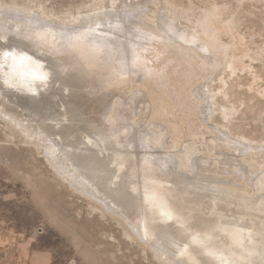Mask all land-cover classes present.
<instances>
[{"label": "rangeland", "instance_id": "obj_1", "mask_svg": "<svg viewBox=\"0 0 264 264\" xmlns=\"http://www.w3.org/2000/svg\"><path fill=\"white\" fill-rule=\"evenodd\" d=\"M160 2L0 0V8L3 7L0 11L10 9L15 13L19 10L22 17L43 16L46 22L56 21L57 25L63 22L65 26H91L96 19L108 20L122 12L120 14H126L138 29L159 30L161 33H155L158 35L168 31L175 34L174 45L168 47V56L165 54L168 59L172 58V63L163 69L164 74L160 73L164 78L157 79L159 81L149 78L146 82L132 76L133 80L113 82L111 87L101 88L99 92L112 93L109 97L106 95L110 110L105 124L113 127L118 124L115 128L126 130L120 119L125 112L136 132L139 128H143L141 132L146 136L147 132L150 135L158 132H153V137L147 136L151 139L149 146L167 158L173 157L178 173L192 176L195 186L189 190L198 191L200 185L203 190L221 188L227 204L236 201L241 210L243 207L239 204L264 208V150L258 149L264 146V0ZM209 43L212 47H208V51ZM175 58L178 62L173 61ZM140 104L142 108L137 109ZM1 115L0 112V264H172L148 238L138 234L120 211H112L74 188L46 155L44 141L28 135L13 120ZM145 128L150 130L146 132ZM219 130L235 140L251 141L257 149L238 154L223 145L221 150L215 151L212 143L205 140L213 136L220 139ZM156 138H159V148L154 143ZM183 145H187L186 148ZM182 154L190 158V170L183 166ZM179 156L183 158H177ZM203 185H207L206 188ZM243 211L262 217L255 209ZM241 215L237 214L244 216ZM250 218L256 219L255 216ZM248 230L262 234V228L252 224L248 225Z\"/></svg>", "mask_w": 264, "mask_h": 264}, {"label": "bare ground", "instance_id": "obj_2", "mask_svg": "<svg viewBox=\"0 0 264 264\" xmlns=\"http://www.w3.org/2000/svg\"><path fill=\"white\" fill-rule=\"evenodd\" d=\"M9 10L0 11V112L22 131L46 143L48 152L45 154L74 188L106 208L120 211L138 234L148 238L172 264H264V237L261 236L264 235V208L239 204L243 210L251 208L262 213L259 218L257 214L241 210L236 201L225 203L221 188L213 191L203 185L206 188L203 190L200 185L198 191L189 190L195 186L192 176H183L175 170V160L171 157L174 155L167 158L153 151L148 143L151 140L147 137L148 128H145L147 136L141 132L143 128L136 127L139 128L136 132L125 112L120 119L126 130L115 128L118 124L115 127L105 124L110 110L107 97L112 93L107 95L109 92L103 90L106 94H102L101 88L127 82L133 77L146 79V82L149 78H164L163 69L172 63V58H167V49L174 45L175 34L166 30L164 35H158L155 33H161L159 30L138 29L126 14H120L122 12L108 20L95 18L91 26L88 23L65 26L63 22L60 25L56 21L55 24L46 22L43 16L22 17L19 10L15 13ZM94 36L101 40L89 43L86 37ZM97 43L100 47H95ZM208 47L212 44H208L207 50ZM5 53L15 55L17 60L13 61L12 56L6 59ZM22 55L31 59L20 61ZM173 61L178 62L176 58ZM6 80L9 82L5 83ZM119 95L122 96L121 91ZM141 108V104L138 105L137 109ZM132 111L135 115V110ZM121 120L117 121L121 123ZM218 132L220 139L213 136L205 140L212 143L215 151L221 150L223 145L237 153L257 149L251 141L235 140L227 132ZM154 141L157 146L159 138ZM258 149L262 151L264 146ZM183 160V166L190 170L188 155H184ZM255 181L259 185V181ZM179 183L182 185H177ZM219 210L221 212H217ZM238 213L244 216L238 217ZM249 224L262 228V234L251 233Z\"/></svg>", "mask_w": 264, "mask_h": 264}, {"label": "snow or ice", "instance_id": "obj_3", "mask_svg": "<svg viewBox=\"0 0 264 264\" xmlns=\"http://www.w3.org/2000/svg\"><path fill=\"white\" fill-rule=\"evenodd\" d=\"M86 39L89 41V43H91L93 40L99 42V41L101 40V37H99V36L86 37ZM95 47H100L99 43H97V44L95 45ZM8 56H12L13 61H16V60H17V57H16L15 55H13V54H11V53H5V58H6V59H7ZM30 59H31L30 57L25 56V55H22V56L19 57V60H20V61L30 60ZM35 75H36V74L33 73V76H35ZM39 78H41V79H45L46 77H39ZM8 82H9L8 80L5 81V83H8Z\"/></svg>", "mask_w": 264, "mask_h": 264}]
</instances>
